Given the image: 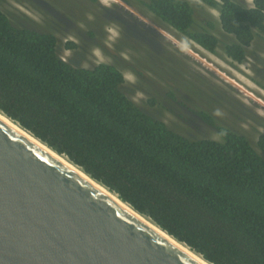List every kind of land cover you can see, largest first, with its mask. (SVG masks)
<instances>
[{"label":"trees","instance_id":"trees-1","mask_svg":"<svg viewBox=\"0 0 264 264\" xmlns=\"http://www.w3.org/2000/svg\"><path fill=\"white\" fill-rule=\"evenodd\" d=\"M140 1L215 52V23L190 30L189 0ZM202 1L234 35L227 55L243 61L264 36V0ZM56 48L55 33L17 26L0 7V108L215 264H264V156L248 136L199 111L220 139L190 138L134 102L115 64L75 66ZM257 142L264 151V132Z\"/></svg>","mask_w":264,"mask_h":264},{"label":"rangeland","instance_id":"rangeland-1","mask_svg":"<svg viewBox=\"0 0 264 264\" xmlns=\"http://www.w3.org/2000/svg\"><path fill=\"white\" fill-rule=\"evenodd\" d=\"M189 1L195 8L190 30L200 29L208 19L215 23V52L172 27L174 41L161 25L164 21L144 13L149 9L140 0H0V7L17 26L55 33L57 54L69 49L67 61L75 66L97 64L92 49L99 48L104 62L135 75L136 82L124 80L121 89L131 98L142 92L146 98L137 104L176 131L190 138L220 139L215 126L199 115L205 111L216 123L245 133L264 156L257 142L264 132V36L258 31L238 62L225 51L234 35L222 28L219 9ZM106 29L117 34L114 40ZM70 35L79 43L65 42Z\"/></svg>","mask_w":264,"mask_h":264},{"label":"water","instance_id":"water-1","mask_svg":"<svg viewBox=\"0 0 264 264\" xmlns=\"http://www.w3.org/2000/svg\"><path fill=\"white\" fill-rule=\"evenodd\" d=\"M120 198L137 212L147 215ZM171 235L210 261L185 241ZM0 264L198 262L190 252L173 243L92 180L0 117Z\"/></svg>","mask_w":264,"mask_h":264},{"label":"bare ground","instance_id":"bare-ground-1","mask_svg":"<svg viewBox=\"0 0 264 264\" xmlns=\"http://www.w3.org/2000/svg\"><path fill=\"white\" fill-rule=\"evenodd\" d=\"M198 2V1H196ZM125 7V6H124ZM129 10L133 13H136L135 10H133L131 7H129ZM144 13L148 16H152V12L149 10H145ZM138 15V14H137ZM161 25L165 28L167 32H169L170 37L174 39V37L171 34H177V32L172 28V26H169V24L165 22H161ZM168 26V28L166 27ZM174 41H176L174 39ZM259 102V101H258ZM0 117L9 122L11 125H13L15 128H17L22 133L26 134L27 136L31 137L32 139L36 140L39 144H41L44 148L50 150L54 155H56L60 160H62L65 164H68L72 168H74L76 171L81 173L83 176L88 178L89 180H92L97 186H99L103 191H105L107 194H109L112 198L117 200L118 202L122 203L124 206H126L129 210H131L134 214L139 216L141 219H143L146 223L150 224L152 227H154L156 230H158L160 233L164 234L168 239H170L173 243L179 245L183 249L190 252L193 256H201L198 252L192 250L190 247H188L183 242H180L175 237H173L171 234H168L163 229H161L152 218L145 214H141L134 210L127 202L123 201L115 192L110 190L106 185L102 184L101 182L96 181L91 176L88 175L87 172H85L80 166L76 165L74 162H72L68 157H66L64 154L57 153L52 147L48 146L45 142L41 141L39 138L35 137L31 132L23 128L20 124H18L15 120L11 119L9 116H7L3 111L0 110ZM202 257V256H201ZM203 258V257H202ZM204 259V258H203ZM212 264V263H211Z\"/></svg>","mask_w":264,"mask_h":264},{"label":"clouds","instance_id":"clouds-1","mask_svg":"<svg viewBox=\"0 0 264 264\" xmlns=\"http://www.w3.org/2000/svg\"><path fill=\"white\" fill-rule=\"evenodd\" d=\"M247 2L249 5H252L253 0H247ZM216 15H218V12L216 13ZM106 31L109 33L108 39L114 40L117 34L113 32L111 29H106ZM68 40H71L73 43H79L76 37L71 35L65 38V42H67ZM70 55H71V51L69 49H64L60 59L64 62H67V57ZM92 55L96 57V62L99 63L104 61V56L102 55L101 50L99 48H93ZM121 75L122 78L129 83L134 84L136 82V77L131 72L125 71L122 72ZM145 98L146 97H144V94L142 92L137 91L136 94L132 97V100L136 103H139L141 99H145ZM216 114L218 115L219 113ZM194 258L197 260L198 264H211L210 261L203 259L201 256H194Z\"/></svg>","mask_w":264,"mask_h":264}]
</instances>
